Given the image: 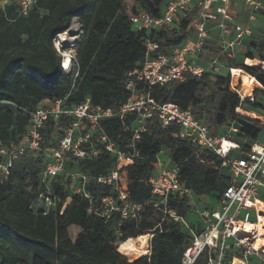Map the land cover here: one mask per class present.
<instances>
[{
  "label": "trees",
  "instance_id": "16d2710c",
  "mask_svg": "<svg viewBox=\"0 0 264 264\" xmlns=\"http://www.w3.org/2000/svg\"><path fill=\"white\" fill-rule=\"evenodd\" d=\"M124 1L36 0L26 15L20 13L15 3L0 9L1 142L19 141L27 126V113L44 101L62 100L65 107H73L89 98L92 105L103 109L116 108L126 101L125 75L141 70L147 37L133 30L130 18L138 13L159 17L170 0H135L129 12L123 9ZM195 15V10L187 12L172 26L162 27L149 36L158 45L151 56L169 55L175 47L183 45ZM75 19L80 30L75 44L76 78L61 70L60 58L53 48L56 36L67 31ZM253 33L252 29L250 38ZM209 44L199 58L208 61L217 57L226 75L222 71L199 77L186 74L183 82L156 85L147 92L159 104L172 103L189 109L213 137L224 138L215 135L221 129L235 130L232 137L225 138L239 146V151H232L230 157L241 158L253 144L259 143L264 130L257 119L246 115L264 116V72L259 67L228 59ZM249 47L264 51L262 42H252ZM245 56L255 60L252 55ZM229 68L242 69L251 76L254 88L255 82L261 86L263 98L255 95L253 103L241 101L229 88ZM134 118L129 115L125 122L130 125ZM101 127L117 146L131 138L122 132L117 119L105 120ZM42 133L47 145L51 144L50 130ZM177 134L176 127L160 129L155 117L148 122L135 144L139 157L125 169L127 192L133 203L151 199L147 181L154 173L156 156L162 151L164 158L178 166L181 182L191 191V199L171 196L168 200L169 207L186 220L196 210L193 206L200 198L218 202L231 176L221 158L212 153L197 158L196 146L179 139ZM112 164L110 155L102 151L97 158L70 159L66 169L98 177L106 175ZM42 167V156L26 154L13 165L9 179L0 182V264H182L183 252L191 241L190 231L195 230L193 224L190 223L188 234L182 223L162 219L152 207H146L141 221L126 220L118 226L120 218L116 213L108 219L88 213L91 206L96 207L103 197L110 195V188L93 181L85 187L88 200L68 192L58 178L51 185L56 196L54 210L47 215L35 212L33 203L40 191ZM209 207L203 211L212 210ZM70 226L81 230L74 241L68 236ZM147 234L152 235L149 255L129 261L118 252L125 240ZM208 258L205 251L193 264H208Z\"/></svg>",
  "mask_w": 264,
  "mask_h": 264
},
{
  "label": "built area",
  "instance_id": "2783aa9c",
  "mask_svg": "<svg viewBox=\"0 0 264 264\" xmlns=\"http://www.w3.org/2000/svg\"><path fill=\"white\" fill-rule=\"evenodd\" d=\"M7 1L0 0V9ZM35 3L36 0H16L22 15H26ZM235 3L242 7L245 15L243 23L238 21L236 13L231 9V5ZM194 10L196 15L188 27L190 35L185 43L175 47L169 55L151 56L157 51L158 45L149 36L162 27L172 26L180 17ZM263 11L264 4L261 0H170L159 17L146 13L132 16L130 23L133 30L145 33L147 37L144 40V63L141 70L125 75L124 87L128 92L126 101L112 109L92 105L89 98L73 107H65L62 100L39 103L27 113V126L19 141L10 144L0 141V182L9 179L13 165L20 158L26 154L40 155L43 157V167L39 173L40 191L33 203L35 212L47 215L54 210L56 196L51 191V185L58 178L62 179L68 192L88 200L90 196L85 187L93 181L99 186L110 188V195L103 197L96 207L91 206L88 213L105 219L116 213L120 218V226L126 220L141 221L146 207H152L162 219L182 223L189 230L185 221L169 207L168 200L171 196L191 199V191L181 182L178 166L164 158L162 151L156 156L154 173L147 181L151 199L141 203H133L129 199L125 169L139 157L135 144L146 131L148 122L155 117L160 129L176 127V137L195 145L194 154L197 158L209 153L221 158L231 176L229 185L218 201V208L196 211L200 231H190L191 241L183 252L182 264H193L205 251L209 256L208 264H249L250 259L261 258L259 253L264 258L262 249H253L247 237L238 233L244 227L243 223L251 222V218H254L251 223L258 220L256 208L251 204L256 203L257 199L264 202V144L255 143L243 157L232 158L230 153L239 151L237 144L225 137L211 136L207 127L196 121L189 109H181L172 103L159 104L147 92L156 85L183 82L186 74L199 77L204 73H221L225 68L217 57L208 61L199 58L204 47L213 42L221 54L228 59H235L237 47L250 38L256 17ZM62 34L53 40V48L60 58L61 70L76 78L78 65L75 45L64 47L59 42ZM246 60L247 58L243 59V64L249 66ZM259 68L262 70V67ZM232 71L233 69H228L230 84L233 79ZM230 84V90L241 101L253 103L254 96L243 99L236 85L230 87ZM237 112L243 113L240 110ZM129 115L135 116L130 125L125 122ZM111 119L120 121L122 132L131 135L130 140L121 147L101 127V122ZM254 119L264 129V116L256 115ZM47 129L51 132L50 146L42 133ZM224 141L230 143V147L225 148ZM102 151L108 153L113 160L106 175L91 177L66 169L70 159H93ZM123 159L128 160L125 165L120 164ZM115 233L120 236L118 230ZM146 236L149 237V255L152 235ZM262 262L264 264V260Z\"/></svg>",
  "mask_w": 264,
  "mask_h": 264
},
{
  "label": "rangeland",
  "instance_id": "374dc122",
  "mask_svg": "<svg viewBox=\"0 0 264 264\" xmlns=\"http://www.w3.org/2000/svg\"><path fill=\"white\" fill-rule=\"evenodd\" d=\"M264 4V0H261ZM11 3H15L16 4V0H8L7 4H11ZM135 6V0H125L124 4H123V9L127 12L130 11L131 8H133ZM241 22V21H240ZM253 26H255V30L253 33L252 38H250L249 40H247L245 43L242 44V46H240L239 48L236 49V58L235 60L239 63L243 62L244 57H246L245 55H252L255 58V61L258 62H263L264 63V51L261 50H256V49H252L250 50V45L252 42L258 41V42H262L264 43V11L257 17L256 21L254 22ZM80 36V30H79V25H78V21L72 20L68 30L62 34L61 39L59 40V42L64 46V47H72L73 45H75L79 39ZM210 46H214L213 42H210L209 44ZM258 67V66H256ZM223 75H226L227 73L225 71H222ZM238 79L233 80L231 79V86H235L236 85V89L238 90V92L241 95V86H242V80L240 77H236ZM231 89V88H230ZM258 89V88H257ZM261 93V94H260ZM257 98H263V92L261 91V89L259 88V91H257L255 88H253V91L251 93V97L255 96ZM248 114V113H246ZM232 130H226V129H221L215 132V135L217 136H225V137H232ZM260 142H264V130L260 133L259 135V139ZM69 200L66 202V204H68ZM208 207V203L206 202V199L204 200H199L197 203H195V205L193 206L194 209H198V210H203L205 208ZM195 211V210H194ZM194 214V212H192ZM190 214L188 216V218L185 221L186 226L189 228L190 227V223L193 222L194 220H196L195 216L193 214ZM156 218H158V215H156ZM254 220V218H251V222ZM250 222V223H251ZM257 223V222H255ZM188 234L190 230H187ZM191 235V234H190ZM68 236L69 238L73 241L76 233L74 232H68ZM118 252L121 253V255L123 254L124 257H126L129 261H133L135 259H137L140 256H144V255H140V254H125L122 253L120 251V248L118 249ZM140 255V256H139ZM259 255L261 256V258H252L249 260V264H263L262 260H264L263 256L259 253Z\"/></svg>",
  "mask_w": 264,
  "mask_h": 264
},
{
  "label": "bare ground",
  "instance_id": "6f19581e",
  "mask_svg": "<svg viewBox=\"0 0 264 264\" xmlns=\"http://www.w3.org/2000/svg\"><path fill=\"white\" fill-rule=\"evenodd\" d=\"M246 64L249 66H258L262 67L264 71V63L258 62L255 60H246ZM233 78L240 77L242 80L241 86V96L243 99H248L251 97V93L254 88L253 78L245 73L242 69L233 68L232 71ZM242 112V111H241ZM227 141H224V147H230ZM233 144V143H231ZM128 160L123 159L120 164L125 165ZM252 207L256 208L258 220L257 223H243L244 227L239 229L238 233L242 237H247V240L252 244L253 249L259 250L262 249L264 251V202L257 199L256 203L251 204ZM148 240L149 237L144 235L137 239H127L120 246V251L125 254H140L147 255L148 254Z\"/></svg>",
  "mask_w": 264,
  "mask_h": 264
},
{
  "label": "crops",
  "instance_id": "0c3cea01",
  "mask_svg": "<svg viewBox=\"0 0 264 264\" xmlns=\"http://www.w3.org/2000/svg\"><path fill=\"white\" fill-rule=\"evenodd\" d=\"M231 9L236 13V15H237V19H238V21L240 22H245V15H244V12L242 11V7L240 6V4H232L231 5ZM260 15V14H259ZM259 15H257V17L259 16ZM257 17H256V19H257ZM253 31L255 30V26H253ZM237 48H239V47H237ZM240 49V48H239ZM262 63V62H261ZM256 83V87H255V89L257 90V91H259V88L261 89V86L257 83V82H255ZM258 88V89H257ZM261 94V93H260ZM248 116H250L251 118H254V117H256V115L255 114H252V113H248L247 114ZM259 143H262V144H264V142H260L259 141ZM204 199H206V202L208 203V207L210 206L211 208H212V210H216L217 208H218V202H214V201H209L207 198H204V197H202V198H200V200H204ZM193 200V199H192ZM209 207V208H210ZM196 211H203V210H198L197 208H196V210L194 211V216H195V218H196V220H194L193 222H191V224H193V226H194V228H195V230L196 229H199V227H200V223H199V219H198V216H197V214H196ZM70 230H71V232H75L76 233V236H75V238L77 237V235L81 232V230L78 228V227H76V226H70L69 228H68V232H70ZM75 238H74V240H75ZM73 240V241H74Z\"/></svg>",
  "mask_w": 264,
  "mask_h": 264
}]
</instances>
